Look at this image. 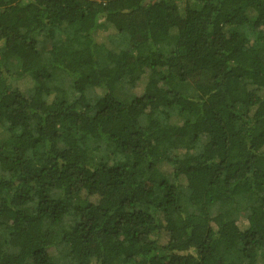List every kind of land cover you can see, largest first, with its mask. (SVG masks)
Masks as SVG:
<instances>
[{
    "label": "trees",
    "instance_id": "obj_1",
    "mask_svg": "<svg viewBox=\"0 0 264 264\" xmlns=\"http://www.w3.org/2000/svg\"><path fill=\"white\" fill-rule=\"evenodd\" d=\"M0 264H264V0H0Z\"/></svg>",
    "mask_w": 264,
    "mask_h": 264
}]
</instances>
